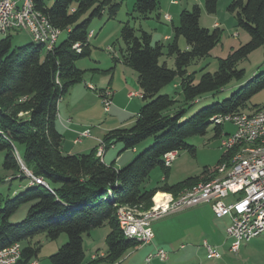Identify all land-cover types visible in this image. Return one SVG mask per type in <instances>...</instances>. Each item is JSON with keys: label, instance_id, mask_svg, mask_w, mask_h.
<instances>
[{"label": "trees", "instance_id": "16d2710c", "mask_svg": "<svg viewBox=\"0 0 264 264\" xmlns=\"http://www.w3.org/2000/svg\"><path fill=\"white\" fill-rule=\"evenodd\" d=\"M217 1L203 0L208 15L215 14ZM119 7L114 0H55L51 7L45 2L40 4L39 9L50 24L67 32L66 39L50 51L32 42L12 49L10 35L0 38L2 168L15 173L11 181L26 178L14 155L15 146H21L22 152L17 153L23 166L47 185L33 184L14 197L0 199V251L20 244V258L15 264H30L38 257L40 246L32 243L35 237L44 235L54 241L62 234L67 241L49 257L51 264L118 262L128 250L142 245L125 238L119 230L118 207L147 210L156 192L177 196L213 177L204 169L200 176L184 182L146 189L144 184L155 168L164 172L166 180L169 168L163 164L164 154L181 150L194 153V147L186 140L204 136L213 117L251 113L264 106H249L252 97L264 89V72L247 78L245 71L237 68L252 52L264 48V0H231L227 11L234 14L237 27L248 34L249 40L218 60L214 73H203L197 81L187 67L210 53L219 43L221 31L201 28V10L193 5L191 10L180 12L178 25L173 27L174 38L167 46V55L174 58L172 69L159 64L163 46L152 45L148 33L140 30L137 35L128 23L120 29L125 47L121 61L136 72L143 105L131 127L111 130L101 142L105 151L120 144V153L136 150L150 138L153 143L120 169L96 157L97 147L86 154L62 153V135L56 129L58 104L76 84L84 81L86 71L78 69L76 63L90 57L88 34L92 20L101 18L105 10L108 18L113 19ZM158 10V0H136L133 6V12L143 19ZM86 13L87 18L82 20ZM156 16L159 20L160 15ZM179 37L184 39L186 50L178 48ZM176 79L182 97V106L177 109L176 100L161 94L165 87L175 86ZM230 87L237 89L228 98L188 116L200 97L216 96ZM212 131L213 137H220L223 125H214ZM224 157L222 154L217 165ZM25 205L29 206L25 218L10 223V218ZM104 225L110 229L105 256L84 262L83 236Z\"/></svg>", "mask_w": 264, "mask_h": 264}, {"label": "rangeland", "instance_id": "374dc122", "mask_svg": "<svg viewBox=\"0 0 264 264\" xmlns=\"http://www.w3.org/2000/svg\"><path fill=\"white\" fill-rule=\"evenodd\" d=\"M135 1L136 0H114L115 3L120 4V7L117 15L113 19L108 18L107 11L105 10L101 18H94L92 20L89 26V32H92V36L89 38L92 54L91 57L78 61L76 63L78 66L83 67L90 59L97 58L100 62L104 63L102 64V69L108 71L105 66L106 61H108V47L112 48V50L114 48L121 60V54L124 52L125 47L120 39V29L124 24L128 23L135 30L137 35L140 34V30L148 33L151 36L152 45L160 43L163 46L159 64H165L167 68L172 69L174 67V58L167 55V46L172 43L174 38L173 27L178 25L180 12L183 10H191L193 5H198L201 10L199 19V26L201 28L212 31L215 28L213 24L217 23L218 26L216 28H219L221 31L219 43L210 53L203 59L187 67L189 73H194L196 81L203 73H214L218 67V60L225 59L233 50L249 40L248 34L237 27L234 14L227 11V7L231 0H218L216 12L213 15H208L205 12L203 0H158L159 10L149 15L148 19H143L133 12ZM54 2L55 0H45L47 7H51ZM75 6L76 4L73 5V7ZM88 13L83 15L81 19H86ZM157 14L160 15L159 20L157 19ZM164 15H169L171 21H165ZM66 34V31L61 33L57 40V45L66 39ZM9 35L11 37L12 49L32 42L30 36L25 32L13 31L10 32ZM166 35L169 36L168 40L164 39ZM177 46L180 50H185L186 45L182 37H179L177 40ZM237 68L243 69L247 78L257 73L264 72V48L260 47L252 52L246 59L238 63ZM105 74H108V72H104L100 75L94 74L95 83L93 84L97 85L96 80L105 76ZM91 75L92 74L88 70L84 78H90ZM174 84L178 86L179 79H176ZM236 89L237 87L226 88L216 96H212L211 94L203 95L200 97L199 102L189 109L188 116L213 103L228 98ZM135 94L136 95L130 97V99L139 96L137 93ZM161 94H168L177 101V104L174 106L175 109L182 106L179 86L176 88H174L173 85L167 86L161 91ZM135 100L140 99L138 97ZM255 105H264V89L249 101L250 107ZM62 108H64V106ZM126 116L127 118H132V116H128V114ZM110 117L111 114H106L103 111L101 103L97 102V106H95L92 115L86 117L93 119L90 122H85L84 125L88 126L91 135H100V126L102 127L103 124L106 125L105 122H107ZM125 125L127 128L132 126V124L131 126H129L130 124ZM213 127L214 125L211 124L204 136H194L186 140L189 145L194 147L195 152L191 153L187 150L179 151L169 167L165 181L164 172L160 168H155L151 171L144 187L146 189H154L165 184L172 186L184 182L187 179L200 176L204 169L212 171L223 154V151L219 148V142L223 134L218 138L213 137ZM84 130L88 129L85 128ZM232 131L233 127L231 124H223V133H231ZM80 132H77L76 135ZM83 143H88V139H85ZM152 143L153 139L150 138L137 148V153H132L131 150L122 152L121 155L123 156L120 161L117 162V166L124 167L129 164L130 161L147 149ZM15 149L18 153L22 152L21 146L16 145ZM121 149L122 146L120 144H118L114 150L108 149V153L103 159L105 164L108 165L112 163ZM3 156L4 152L0 151V194L6 199L8 194V183L4 180L15 173L12 171H5L2 168ZM98 158L101 159L100 157ZM15 177H17V175H15ZM11 183L13 188L20 187V190L11 196L8 194L9 197H14L29 187V180L27 178H15ZM171 195L174 196L173 193H171ZM153 198L154 196L151 199V206H153ZM206 206L207 207L200 206L189 208L153 221L150 227L155 235V240H153L152 243L142 244L140 247L128 250L122 258L114 264H129L130 262L135 263L140 261L142 262L141 264H146L144 259L148 256L151 257L148 264H264V235L242 245L237 253H231L228 250L229 242L224 233L228 226V220L226 218L216 219L210 207L208 205ZM28 207V205L22 206L17 213L10 218V223L15 224L21 222L26 216ZM119 208H124L125 212L131 211L134 215L150 210V208L147 210L131 209L128 207ZM109 231L108 225H104L100 228L91 230L89 235L83 236L84 262L95 260L92 259V256L95 255L98 256V258H101L99 254L105 256L106 236ZM66 241L67 238L64 234L60 235L59 238L54 241L48 240L44 235L35 237L32 243H38L40 246L38 257L35 260L38 264H51L49 257L64 245ZM204 241L216 250L219 255L217 259L207 258V252L202 247ZM182 245L184 249L180 250V246ZM159 248H162V251L167 254V260L161 261L153 257Z\"/></svg>", "mask_w": 264, "mask_h": 264}, {"label": "built area", "instance_id": "2783aa9c", "mask_svg": "<svg viewBox=\"0 0 264 264\" xmlns=\"http://www.w3.org/2000/svg\"><path fill=\"white\" fill-rule=\"evenodd\" d=\"M44 2L45 0H0V38L13 31L25 32L33 44L43 45L46 51L52 50L62 31L54 28L39 9V5ZM165 19H169V16L166 15ZM91 36L92 32L88 34V38ZM74 48L77 49L78 46L75 45ZM135 95L132 93L128 96ZM98 96L103 111L108 113L112 105L111 91L103 90ZM210 121L214 125L229 123L233 127L231 133L223 134L220 139L219 148L225 157L209 171L213 177L183 190L176 197L161 192L168 196L167 202L156 203L153 198L150 210L137 215L118 207L117 224L125 238L149 244L154 238L150 227L153 221L201 205H208L216 219L228 220L225 235L231 253H237L242 245L264 235V106L255 112L216 116ZM89 136V130H84L77 135L74 143L79 144ZM96 153L102 159V142L98 144ZM177 153L172 151L164 154L162 161L165 167H170ZM14 155L29 180V186L39 184L47 187L41 178L34 177L25 169L17 152ZM202 247L207 252V258L219 257L216 250L205 241ZM20 251L18 243L0 251V264H15L20 258ZM99 257L104 255L99 254ZM153 257L161 261L167 260V254L162 250H158ZM96 258L98 256H92V259ZM150 259L148 256L145 263L148 264ZM30 264L38 262L32 260Z\"/></svg>", "mask_w": 264, "mask_h": 264}, {"label": "crops", "instance_id": "0c3cea01", "mask_svg": "<svg viewBox=\"0 0 264 264\" xmlns=\"http://www.w3.org/2000/svg\"><path fill=\"white\" fill-rule=\"evenodd\" d=\"M165 21H171L170 16L169 19H165ZM213 26L216 28L218 26L217 23H214ZM94 35V34H93ZM165 40L169 39V36H164ZM111 49V50H110ZM187 47L185 46V50ZM108 51V61H106V67L108 71L102 69V62L99 59H90V61L84 64L83 67H80L76 64V67L80 70L90 71L92 74L90 78H84V81L79 85L74 86L68 95L62 99L58 104L57 111V120H56V129L62 135V144L61 151L64 154L74 155V154H83L89 153L92 149L98 147V142H101L102 138L105 134H107L111 130L127 128L125 124H133L135 120V116L138 114L140 107L143 105V101L141 100V93L137 83V74L131 68L127 67L120 60L118 53L113 48H107ZM92 54V52H91ZM90 54V57H91ZM83 63V62H82ZM111 70V72H109ZM104 72H108L105 76H102L98 80L94 79V74L100 75ZM176 87V85L174 86ZM110 90L112 93V105L110 110L106 114H111V117L103 126H100V135H91L88 138L82 139V142L79 144L74 143V139L76 138L77 132L83 131L85 128L90 130L88 126H85V122H90L93 118H86L87 116L92 115L94 112L95 106H97V102L100 103L99 93L103 90ZM137 93V98L140 100H135L137 98H131L128 96L129 94ZM64 108H62L63 106ZM62 108V109H61ZM128 116H132V118H127ZM130 122V123H128ZM229 132H225L222 134H226ZM88 139V143L84 144L83 141ZM118 144L109 148V150H114ZM121 151V150H120ZM117 154V157L112 162L116 169H120L122 167L117 166V162L120 161L123 155L122 153ZM132 153H137L136 150H131ZM108 153L106 150L102 156V161L104 162V156ZM121 155V156H120ZM132 158V157H131ZM130 158V159H131ZM129 159V160H130ZM110 163V164H112ZM107 165V164H106ZM109 165V164H108ZM14 175L8 176L4 181L7 182V191L11 196L14 193L20 190V187L13 188L11 179ZM29 186V185H28ZM7 194L6 198L9 197ZM10 198V197H9ZM0 199H4L3 195L0 194ZM205 206L206 205H201ZM200 207V206H198ZM212 212V211H211ZM225 233V231H224ZM154 235V234H153ZM226 236V235H225ZM153 240H155V235ZM152 240V242H153ZM151 242V243H152ZM169 245V244H168ZM166 245V246H168ZM242 247V246H241ZM184 246H180V250H183ZM241 249V248H240ZM158 250H163L159 248ZM229 250V249H228ZM156 258V257H154ZM146 259V258H145ZM144 259V260H145ZM144 262V261H143ZM142 262H130L129 264H141Z\"/></svg>", "mask_w": 264, "mask_h": 264}, {"label": "bare ground", "instance_id": "6f19581e", "mask_svg": "<svg viewBox=\"0 0 264 264\" xmlns=\"http://www.w3.org/2000/svg\"><path fill=\"white\" fill-rule=\"evenodd\" d=\"M158 193H161V192H158ZM157 194L155 195L156 197L154 196L155 197L154 198V202H156V203H160V202H164L165 203V202H167L168 196H166V195H164L162 193H161V195H157Z\"/></svg>", "mask_w": 264, "mask_h": 264}]
</instances>
